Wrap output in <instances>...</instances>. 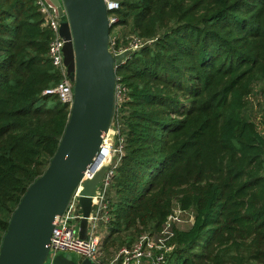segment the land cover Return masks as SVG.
I'll list each match as a JSON object with an SVG mask.
<instances>
[{"label":"trees","instance_id":"obj_1","mask_svg":"<svg viewBox=\"0 0 264 264\" xmlns=\"http://www.w3.org/2000/svg\"><path fill=\"white\" fill-rule=\"evenodd\" d=\"M117 49L145 44L117 68L114 124L124 155L109 190L102 251L159 233L173 208L164 264H264V0H118ZM38 0H0V232L46 171L71 107L44 92L62 77Z\"/></svg>","mask_w":264,"mask_h":264},{"label":"water","instance_id":"obj_2","mask_svg":"<svg viewBox=\"0 0 264 264\" xmlns=\"http://www.w3.org/2000/svg\"><path fill=\"white\" fill-rule=\"evenodd\" d=\"M65 17L60 34L74 101L50 165L33 182L12 215L0 248V264H46L51 237L85 171L99 157L116 110L117 68L131 51L110 52L111 25L104 0H51ZM108 167L83 184L79 237L88 239L93 197ZM51 264H96L57 256Z\"/></svg>","mask_w":264,"mask_h":264},{"label":"built area","instance_id":"obj_3","mask_svg":"<svg viewBox=\"0 0 264 264\" xmlns=\"http://www.w3.org/2000/svg\"><path fill=\"white\" fill-rule=\"evenodd\" d=\"M109 13L111 29L117 22L114 13L119 10L118 0H104ZM39 10L44 17V26L52 32V39L49 44V57L53 66L60 72L61 83L53 89L46 90L45 95H57L62 103L73 105L74 93L73 82L69 79L68 67L65 65L64 48L66 41L60 34L61 24L65 17L60 16L58 8L51 0H38ZM141 39L133 38L129 46L124 49L116 48L115 38L110 40V52L113 56H118L123 52L137 51L145 44ZM125 62V61H124ZM123 62V63H124ZM125 90L122 86H116V106L118 101H122ZM114 120V118H113ZM125 139L121 135L119 125L112 122L108 135L101 143L98 160L88 168L84 176L74 190L65 212L58 219L51 237V246L46 264L64 252L78 255L82 259H91L96 264H164L166 254L171 252L170 241L174 236L177 223L181 222L178 213L168 216L163 229L156 235L145 234L137 239L130 247L121 248L110 258L102 257V238L99 232L110 221L109 212V190L114 175V169L119 165L124 155ZM107 166L105 177L100 183L96 194L93 197V209L88 218L89 238L84 240L79 237L80 222L83 218L81 212L80 199L82 197L83 184L86 180H91L95 174L103 167ZM194 220V218H193ZM3 234L0 232V248Z\"/></svg>","mask_w":264,"mask_h":264},{"label":"rangeland","instance_id":"obj_4","mask_svg":"<svg viewBox=\"0 0 264 264\" xmlns=\"http://www.w3.org/2000/svg\"><path fill=\"white\" fill-rule=\"evenodd\" d=\"M264 86V83H259L258 87L256 88V92L260 89V87ZM264 113V96L262 95H257L254 98V101L250 103L249 109L246 111V117L252 116L253 117H262ZM173 214L178 213L181 218V222L177 223L175 226V230H186L188 229L192 223H193V217H194V212L192 210L190 211H183L181 210L177 205L173 208ZM99 236L102 238V240L105 238L106 233L101 231L98 233ZM171 242V241H170ZM121 248L123 247H118L114 248L112 250H103L102 251V257L103 258H110L114 256ZM63 255L71 260L80 262L83 259L80 258L78 255L70 252H64Z\"/></svg>","mask_w":264,"mask_h":264},{"label":"crops","instance_id":"obj_5","mask_svg":"<svg viewBox=\"0 0 264 264\" xmlns=\"http://www.w3.org/2000/svg\"><path fill=\"white\" fill-rule=\"evenodd\" d=\"M101 231L106 232V229L103 228Z\"/></svg>","mask_w":264,"mask_h":264}]
</instances>
